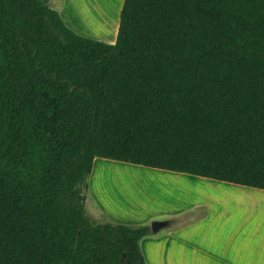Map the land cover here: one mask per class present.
Wrapping results in <instances>:
<instances>
[{"label": "trees", "instance_id": "obj_1", "mask_svg": "<svg viewBox=\"0 0 264 264\" xmlns=\"http://www.w3.org/2000/svg\"><path fill=\"white\" fill-rule=\"evenodd\" d=\"M95 157L264 189V0H123L113 43L0 0V264H146Z\"/></svg>", "mask_w": 264, "mask_h": 264}, {"label": "crops", "instance_id": "obj_2", "mask_svg": "<svg viewBox=\"0 0 264 264\" xmlns=\"http://www.w3.org/2000/svg\"><path fill=\"white\" fill-rule=\"evenodd\" d=\"M122 3L123 0H119L115 9H113L111 6H108L104 0H84L83 19L73 6L72 0H49V5L59 13L64 23L70 29L82 36L106 43H113L116 39L119 25V12ZM95 164L97 166L94 170ZM104 165L106 166L104 167ZM114 166H117L119 169L123 168L124 170H135L140 168L146 171H156L160 174L169 175V177L183 179L195 185L219 187L227 191L234 190L249 196L264 198V189L261 188L235 184L184 172L146 167L123 161L95 157L88 177V190L93 191L97 188L94 191L96 192V196L94 195L95 205H92L91 214L101 215L113 222L130 224L139 222L137 219H130L138 217V214L134 212L135 208L132 207L134 204L132 205V202L126 203L122 201L119 203L115 201V199L111 197L114 192L113 188H111L112 184H109L110 186L108 183L105 184L110 178H107L108 180L104 182V178L107 177V171L105 172V170ZM97 167L99 168L97 169ZM99 169L103 170L100 171ZM93 171H95V173H93ZM91 177H93L95 181L96 178L101 182L103 181L104 185L101 186V182L99 185L95 183L92 188ZM100 177H102V180ZM113 178H111L112 181L115 180L114 182L117 184L118 179H116V177ZM94 192H91V194ZM227 205H230L229 201L227 202L224 199H213L212 201L190 204L188 207L184 208L185 211L198 208H200V210L196 211L194 217L186 219L184 222L182 264H264V217L255 216L253 219H239L238 213L237 215L232 213ZM152 259L158 264L154 256H152ZM150 263L154 264L151 260ZM160 264L162 263L160 262Z\"/></svg>", "mask_w": 264, "mask_h": 264}, {"label": "rangeland", "instance_id": "obj_3", "mask_svg": "<svg viewBox=\"0 0 264 264\" xmlns=\"http://www.w3.org/2000/svg\"><path fill=\"white\" fill-rule=\"evenodd\" d=\"M83 1L72 0V4L81 18L84 19ZM118 1L104 0L113 9H115ZM111 168L106 169V173L109 176L106 174L107 177L104 178V182L108 180L107 178H112L111 176H115L116 179L119 178L120 182L117 181L119 182L117 184L120 186L114 181L115 184L113 185L110 180L105 182V184L112 183L114 192L111 197L115 201L119 203L122 201L126 203L132 202V205L134 204L132 207L135 208L134 212L138 214V217L130 219H137L139 222L133 224L150 225L153 220H166L168 222L166 226L159 229L156 233L150 232L141 239L139 247L146 264H151L150 260L156 264L152 256H154L158 264L160 262L162 264H182L183 225L186 219H191L195 216L196 211L200 210L198 208L185 211L184 208L190 204L212 201L213 199H224L230 202V205H227L228 209L236 215L238 213L239 219H253L255 216L264 217V198L249 196L234 190L227 191L219 187L195 185L183 179L169 177V175L160 174L156 171H146L139 167H136L139 169L135 170L118 169L117 166H114L113 169ZM109 170L110 173L108 172ZM121 172L123 173L121 174ZM118 173L121 175L119 176ZM91 180L92 185L93 183L98 185L101 182L98 179H96L98 181L94 182L93 177H91ZM104 182H101V186L104 185ZM91 192L88 189L85 192V208L93 220L102 221L104 219L103 216L91 214L92 205H95V192L94 190L93 194Z\"/></svg>", "mask_w": 264, "mask_h": 264}, {"label": "water", "instance_id": "obj_4", "mask_svg": "<svg viewBox=\"0 0 264 264\" xmlns=\"http://www.w3.org/2000/svg\"><path fill=\"white\" fill-rule=\"evenodd\" d=\"M166 220H153L150 223V232L151 233H156L159 229L167 225Z\"/></svg>", "mask_w": 264, "mask_h": 264}, {"label": "bare ground", "instance_id": "obj_5", "mask_svg": "<svg viewBox=\"0 0 264 264\" xmlns=\"http://www.w3.org/2000/svg\"><path fill=\"white\" fill-rule=\"evenodd\" d=\"M106 163H107V162H106ZM97 164H98V163H97ZM107 165H109V164H107ZM96 166H97V165L95 164L94 167L96 168ZM99 166H100V165H99ZM105 166H106V165H104V167H105ZM123 166H124V165H123ZM126 166H127V165H126ZM124 167H125V166H124ZM98 168H99V167H97V169H98ZM101 168H102V167H101ZM97 169H96V170H97ZM108 169H109V168H108ZM111 169H113V167H112ZM111 169H110V170H111ZM118 169H119V168H118ZM99 170L101 171V170H103V169H99ZM110 170L108 171L109 173H110ZM114 171H115V170H114ZM94 172H95V171H94ZM94 172H93V173H94ZM105 172H106V170H105ZM117 172H119V171H117ZM96 173H97V171H96ZM98 173H99V172H98ZM101 173H103V172H101ZM101 173H100V175H101ZM111 173H112V172H111ZM115 173H116V172H115ZM122 173H123V172H121V174H122ZM106 174L108 175V173H106ZM113 174H114V173H113ZM116 174H117V173H116ZM118 174H119V173H118ZM121 174H119V176H120ZM110 175H111V174H110ZM108 176H109V175H108ZM119 176H118V177H119ZM97 177H98V175H97ZM114 177H115V176H114ZM100 178H101V180H102V177H100ZM112 178H113V177H112ZM96 179H98V178H96ZM113 179H114V178H113ZM96 181H98V180H96ZM111 181H112V179L110 178V182H111ZM114 181H115V180H114ZM118 181H119V178H118ZM94 182H95V180H94ZM102 182H103V181H102ZM112 182H113V181H112ZM117 183H119V182H117ZM94 184H95V183H93V185H94ZM109 184H112V183H109ZM109 184H108V185H109ZM114 184H115V183L113 182V185H114ZM93 185H92V188L94 187ZM98 185H99V184H98ZM108 185H107V186H108ZM109 186H110V185H109ZM118 186H120V185H118ZM100 188H101V187H100ZM111 188H114V187H111ZM111 188H109V189L112 190ZM96 189H97V188H96ZM96 189H95V190H96ZM95 190H94V191H95ZM105 190L107 191L106 188H105ZM110 190H109V192H110ZM97 191H98V190H97ZM113 191H114V190H113ZM92 192H93V191H92ZM107 193H108V191H107ZM103 194H104V193H103ZM94 195H96V192H95ZM98 195H99V193H98ZM108 195H110V194H108ZM113 208H114V207H113ZM115 208H117V207H115Z\"/></svg>", "mask_w": 264, "mask_h": 264}]
</instances>
